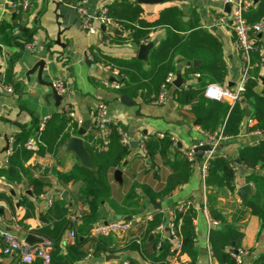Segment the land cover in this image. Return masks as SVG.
I'll return each mask as SVG.
<instances>
[{
  "label": "crops",
  "instance_id": "obj_1",
  "mask_svg": "<svg viewBox=\"0 0 264 264\" xmlns=\"http://www.w3.org/2000/svg\"><path fill=\"white\" fill-rule=\"evenodd\" d=\"M26 1V8L20 12L10 9L7 0H0V26L5 27V30L7 26H12L14 28L12 32L18 36V31L30 32L31 39L27 42L33 44L30 50H25L23 46V49L19 51L17 46L0 42V82H4L8 68V56L14 51L20 52L12 65L11 79L17 85V90L13 89V92L0 91V166L6 167L4 165V162H7V151L4 150L6 141L9 148L13 135L20 130L21 125H29L35 118L39 120L40 124L42 119H47L52 113L63 109L65 105H68L74 112L76 119L72 120L77 122L78 127L82 115L87 114L91 120L86 133L80 136L89 156L85 146V136L95 134L98 138L99 135L107 136L109 134L107 126L103 129L93 127L95 108L100 102L106 104L110 123L116 124L126 131L131 143L138 140L139 135L143 133L161 132L169 135L172 144L162 147L152 159L142 153L139 146L130 145V151L122 167L114 168L109 172L110 202L117 206V210L128 208L133 212V215H125L131 217L132 227L130 230L122 236L111 234L99 236V243L107 249V252L99 255L93 254L88 242L76 244L75 238L70 237L66 231L57 244L58 255L53 256L56 264H124V261L128 264L131 259L135 260V264H145L135 251L123 250L115 253L108 251L122 246L130 239L140 238L142 227L140 221L150 218L152 211L155 210L152 208L153 204L142 195L138 185H149L155 190L161 188L171 175L169 162L176 155L182 154V149L195 145L198 140L203 139L205 133L197 125L190 123L187 114L189 107L180 108L175 101V95L179 88L201 83L205 86L208 82H202L199 76H193V74L185 76L184 68L188 66L187 62L179 60L175 63L177 71L175 76L180 75L182 83L179 87H175L173 84L169 86L167 101L164 104L156 105L151 101L145 102L141 94L136 96L124 94L137 103V105H124L120 101V96L123 94L118 92L119 88L107 86L103 84V81L122 83L127 78L118 67L110 63L111 61L107 63L105 60L130 61L137 59L139 45L129 41L125 25L115 27L96 23V32L92 33L81 24L80 16L75 9L78 0ZM116 1L120 0H86L85 7L92 15H98L102 7L107 8ZM121 1L139 5L143 10L142 16L146 20H154L161 9L169 6H177L183 11L184 22L197 19L200 27L208 30L221 44L222 58L229 72L226 77L227 87L228 82L231 81L230 69L237 68V74L232 80L235 83L241 61L239 53L233 45V35L226 27L214 24L211 20L212 15L219 14L221 10H224V5L219 0H166L154 5L141 4L137 0ZM15 16H17L16 19H14ZM58 32H60V43H56ZM260 34V36L257 34L256 37L259 40L258 43L264 46V30ZM164 36L165 30L157 28L150 33V40L146 43L155 40L153 48ZM150 51L146 60H140L144 63V69L149 66L147 62ZM87 53L91 56L90 58L86 55ZM40 59L44 60L41 83L37 81V69L31 71ZM194 61H196V66L198 60H193L192 63ZM113 69H117L118 74H115ZM257 69L259 75L264 78V64ZM57 81H63L67 85V91L62 95L58 105L48 96L51 90L49 85L51 84L53 87L54 82ZM261 87L259 82L257 91H260ZM151 97L153 96L151 95ZM249 110L251 112L250 108ZM247 126L249 125L245 118L240 133L222 143L221 152L234 161L237 159V151L240 147L252 145L264 139V133L247 130ZM77 129L71 137L78 136ZM32 141L34 149L31 150L35 151L40 141ZM89 144L91 145V142ZM98 147L103 148V143ZM199 153L200 151L197 154ZM200 161L196 159L187 183L175 187L166 197L157 202L160 204L159 209L169 218L168 207L171 204L194 200L192 206L197 213L194 220L195 243L198 247L197 264H218L209 253L208 234L212 228H209L208 224L210 217L208 210L221 213L227 224L242 233L241 248L247 251V254L243 257L241 264H251L252 260L264 254V225L256 215L250 212V209L245 205L246 202H242L239 187L248 184V199L260 207H264V172L236 163L234 188L232 190L217 189L205 186L201 175ZM74 165H82L80 158L74 151L64 150L62 147L56 157L50 153L41 156L33 153L24 163L27 174L21 173L20 179L17 181H8L1 176L3 181L0 183V193L8 196L10 201L1 197L6 201V204L0 205V231L16 236H23L29 232L36 235L34 230L48 222L46 214L50 206L49 200L53 202L62 199V192L66 193V199L62 200L66 202L68 211L78 205H87L80 198V191L83 187L81 180L64 183L57 176L59 172L64 173L71 170ZM6 168H10V166L8 165ZM91 168L94 170V166ZM116 169L121 171L120 182L113 177V172ZM40 175L45 185L42 193L35 195L28 184V176L34 178ZM249 177L250 179H248ZM131 190L133 191L132 196L128 195L132 192ZM24 197L33 203V213L26 218H24L25 207L22 204ZM138 203L144 204L145 207L135 213ZM100 212L101 220L95 224L121 220L125 217L112 209L107 201H101ZM218 226L221 228L220 225L214 227ZM89 227L91 229L92 226ZM165 236L167 235L164 229L161 238ZM111 254L117 258L108 260L101 258ZM6 259L7 257L0 252V264ZM170 264H176V262L171 261Z\"/></svg>",
  "mask_w": 264,
  "mask_h": 264
},
{
  "label": "trees",
  "instance_id": "obj_2",
  "mask_svg": "<svg viewBox=\"0 0 264 264\" xmlns=\"http://www.w3.org/2000/svg\"><path fill=\"white\" fill-rule=\"evenodd\" d=\"M106 9L108 16L113 21L124 23L128 31L129 41L137 45L149 41L150 33L157 28L165 30V36L151 49L148 55L147 63L149 66L146 69L143 67L144 63L138 59L130 61L105 60L107 63L111 61L112 65L118 67L120 72L127 76L122 83L120 82L118 91L120 94L132 96L141 94L145 102L152 101L166 77L169 74L176 75L175 63L179 60L187 62L188 66L184 68L185 76L198 74L202 82L207 81L223 87L227 86L226 77L229 72L222 58L220 42L208 30L202 29L197 19L184 22L182 19L183 11L179 7L169 6L161 9L154 20L144 19L141 7L128 1H116ZM263 16L264 0H257L256 4L251 5L244 14L249 24L256 23ZM12 29H14L12 26H7L6 30L5 27L0 26V42L17 46L20 51L24 44L31 39V34L30 32L18 31V36L12 32ZM256 41L259 42L258 39ZM19 51H14L8 56V68L4 77V82L11 84L14 90H17V85L11 79L12 65L20 54ZM193 60H198L196 66H193ZM259 82L262 87L260 91H257ZM203 88L204 84L201 83L179 88L176 92L175 101L177 105L180 108L189 107L187 114L190 123L197 125L206 134L213 133L223 127L224 135L235 137L242 129L243 120L251 117L254 123L247 126L246 129L259 130L264 133V78L259 75L257 68L251 69L250 77L247 79L240 97L233 103L228 100L208 99L203 94ZM246 107L251 109L248 116L245 114ZM39 125V120L35 118L29 125H21L20 130L13 135L10 143L11 151L6 158L11 169L0 166V177L3 176L8 181L19 180L21 173L27 174L24 163L33 153L40 156L50 153L56 157L59 149L69 140L78 127L77 122L70 119L63 109L52 113L45 120L41 130H38ZM107 127L109 128L107 136L99 135L98 138L95 134L85 136V146L95 166L94 170L81 165H74L71 170L57 174L58 179L64 183L74 180H81L83 183L80 198L87 203L88 210L85 212L82 224L77 228V235L74 240L78 245L88 242L94 255L107 252V249L99 243V237L89 236V226H93L95 222L101 220V201L110 203L112 209L116 210L118 214L133 215V212L129 211L128 208L117 210V206L110 202L109 172L114 168L122 167L130 147L121 144L120 136L114 124L108 123ZM29 140L40 141L35 151L25 147ZM102 143L104 147L99 148L98 145ZM171 144L167 134H164L163 137H159L157 133L146 134L144 142L146 152L144 154L152 159L162 147ZM221 146L222 143L215 150L213 157L209 159L207 173L203 180L206 187L232 190L234 188L236 163L228 156H224L225 154L221 152ZM237 159L244 167L257 168L264 172V139L252 145L240 147L237 151ZM169 166L171 175L161 188L155 190L149 185H138L142 195L151 204L161 201L175 187L187 183L190 177L192 167L183 154L176 155L169 162ZM28 184L31 191L35 195H39L42 193L45 182L41 175L34 178L28 176ZM130 194L132 196L133 191L128 193V195ZM0 197L10 201L9 197L2 193H0ZM65 203L62 199L53 201L46 214L48 222L34 230L36 234L53 241L52 257L58 255L57 244L62 235L69 230L66 219L68 210ZM22 204L25 207L24 218L31 216L33 203L24 197ZM177 205L178 203L171 204L168 207L176 215L173 222L180 242V251L176 256L170 251L173 243L170 237L161 238V234L155 231L158 225H165L170 220V217L167 218L160 209L153 210L149 219L140 221L142 224L140 238L130 239L122 246L108 252L135 251L140 259L148 264H170L174 258L178 262L197 264L198 247L195 243L196 229L194 225L196 210L193 206H185L182 210H177ZM245 205L264 225V207H260L250 199L246 201ZM137 207L135 213L140 212L145 206L138 203ZM208 214L212 220L217 221L218 225L221 226L220 229L213 227L209 230L208 242L211 257L218 264H236L231 253L241 248L242 233L227 224L221 213L208 210ZM150 234H153L151 239H149ZM53 260L56 263L54 257ZM135 263L134 259L128 261V264ZM31 264H41V262L35 260ZM251 264H264V254L252 260Z\"/></svg>",
  "mask_w": 264,
  "mask_h": 264
},
{
  "label": "built area",
  "instance_id": "obj_3",
  "mask_svg": "<svg viewBox=\"0 0 264 264\" xmlns=\"http://www.w3.org/2000/svg\"><path fill=\"white\" fill-rule=\"evenodd\" d=\"M222 5L228 4L229 11L221 10L219 14H214L211 16V20L214 24L223 25L226 27L233 35V45L239 53L240 57V69L238 78L235 81L233 87L220 86L217 83L208 82L203 88V94L208 99L214 100H228L230 103L236 101L241 92L244 89V85L247 79L250 77V71L253 67L260 68L264 64V46L258 43L256 35L264 30V16L256 23L249 24L244 17V14L248 8L253 5V0H219ZM86 0H78L75 5V9L78 12L81 24L88 31L95 33V24L100 23L106 26L123 27L124 23L113 21L107 13V9L102 7L98 15H92L89 13L85 7ZM7 5L10 9L18 11V9L23 10L27 6L26 0H7ZM144 41L142 43H146ZM32 42H26L24 44L25 50H30L32 48ZM89 58L91 57L89 53L86 54ZM115 74H118L117 69H113ZM193 76H198V74H193ZM175 74H169L164 82L161 84L158 93L152 98V103L156 105L164 104L168 97V88L172 85L175 79ZM103 84L110 86L112 88H119V81L109 82L107 80L103 81ZM54 89L59 95H64L67 91V85L63 81H57L53 84ZM0 91L13 92V87L7 83L0 82ZM66 115L70 119H76L74 112L68 105L63 107ZM93 125L97 129H103L110 123L107 116L106 104L100 102L95 108V113L93 117ZM45 119H42L39 125L41 130L44 126ZM79 122V120H78ZM254 121L252 118H247V124L251 125ZM115 125V129L120 136V142L122 145L130 146L131 141L126 133L120 126ZM256 133H261L259 130H254ZM159 137H163L164 133H157ZM230 137L223 134V127L219 130L204 134L202 140H199L195 145H191L185 149H182V154L189 161L190 166L193 167L196 162V154L198 152L194 151V147L203 144H208L209 149L204 151V156L200 161L201 175L204 176L207 173L208 161L214 155L215 150L219 147L221 143L228 140ZM146 140V134H140L138 138V146L142 153L146 152L144 142ZM28 149H34V144L28 141L25 144ZM11 147L9 146L7 150V155L10 154ZM226 156V155H224ZM0 177V183L2 182ZM204 188V186H203ZM204 199V198H203ZM49 205H51V200H49ZM6 204V201L0 197V205ZM194 205V200H185L177 205V210H182L185 206ZM87 205H78L75 208H71L67 211V222L69 225L68 235L75 238L77 235V228L82 224L83 217L87 211ZM205 211V209H203ZM170 211V220L165 223V225L160 224L155 228L157 233H162L165 229L167 237L173 241L170 251L176 256L180 251L179 235L175 232V224L173 220L176 219V215L173 211ZM149 219V218H148ZM172 220V221H171ZM209 228H213L218 225L217 221L208 218ZM132 227V222L130 220H113L107 221L105 223H98L91 227L90 233L92 237H99L105 235H125ZM39 238V241L35 244H28L24 236H16L15 234L0 231V252L2 255L7 257V259L1 264H31L35 260H40L41 264H56L52 257L53 241L50 238L40 236L38 234L34 235ZM196 242V241H195ZM91 253V251H90ZM210 253V248H209ZM247 254V251L239 248L231 253V256L235 259L236 264H241L243 257ZM211 256V253H210ZM176 264H186L185 262H178L175 258L172 260ZM127 264L126 261L123 262ZM211 264V263H210Z\"/></svg>",
  "mask_w": 264,
  "mask_h": 264
},
{
  "label": "water",
  "instance_id": "obj_4",
  "mask_svg": "<svg viewBox=\"0 0 264 264\" xmlns=\"http://www.w3.org/2000/svg\"><path fill=\"white\" fill-rule=\"evenodd\" d=\"M164 1H166V0H137L138 3L146 4V5H154V4L162 3ZM256 2H257V0H253V5L256 4ZM224 10L225 11H229V5L228 4L224 5ZM59 35H60V32H58V35L56 37V43H60ZM258 35L260 36L261 34L258 33ZM153 42H155V40ZM153 42L141 43L139 45L138 52H137V59L138 60H146L147 59V54L150 51V49L152 48ZM193 64L195 65L196 61H194ZM43 66H44V60L40 59V60H38L35 63V65L31 69V71L37 69V71H38L37 72V81L39 83L42 82L41 76H42ZM230 72H231V81L228 82V87H232L234 85V82L232 80L235 78V76L237 74V68L230 69ZM181 83H182V78H181L180 75H177L175 77V79L173 80L172 84L175 87H179L181 85ZM49 86L51 87V90H50V93H49L48 96H50L55 101L56 105H58L60 100L62 99V96L59 95L56 92V90L52 87L51 84ZM120 101L124 105H137L136 102L132 101L126 95H121L120 96ZM245 111H246L245 114L248 116L250 114L249 108L246 107ZM90 123H91V120H90L89 116L87 114L82 115V120L79 123V127L77 129V135L78 136L70 137L69 140L62 147H64V150H72V151H74L77 154V156L80 158L81 162H82L81 166H84V167L89 168V169L92 170L91 167H93L94 165H93V163L91 161V158H89L90 156L85 151V148H84V146L82 144V140H81V137H80V136H83L86 133V130L89 128ZM130 145L136 147V146H138V141L135 140ZM208 149H209V145L208 144H203V145L194 147V151H196V152L200 151L199 154H196L197 161H200L202 159L204 151H206ZM4 150L5 151L8 150L7 141H6V145L4 147ZM235 163H239L238 159H235ZM4 165L6 167H8V163L7 162H4ZM94 169H95V166H94ZM113 177H114V179L116 181H118V182L121 181V171H120V169L114 170ZM239 193H240L242 202L245 203L247 201V199H248V196H249V185L248 184L241 185L239 187ZM61 195H62V199H66L65 198L66 197L65 196L66 195L65 192H62ZM152 208L153 209H159L160 208V204L159 203H155V204L152 205ZM130 219H131L130 216H125L124 217V220H130ZM217 229H220V227L218 226ZM23 236H24L25 241L28 244H35V243H37L39 241V238L35 237L31 232H29V233H27V234H25ZM151 238H153V234H150L149 239H151ZM101 258L104 259V260H108L110 258H117V256L111 254V255H105L104 257H101ZM145 264H147V263H145Z\"/></svg>",
  "mask_w": 264,
  "mask_h": 264
},
{
  "label": "rangeland",
  "instance_id": "obj_5",
  "mask_svg": "<svg viewBox=\"0 0 264 264\" xmlns=\"http://www.w3.org/2000/svg\"><path fill=\"white\" fill-rule=\"evenodd\" d=\"M29 141H31V142L33 143V141H32V140H29Z\"/></svg>",
  "mask_w": 264,
  "mask_h": 264
}]
</instances>
